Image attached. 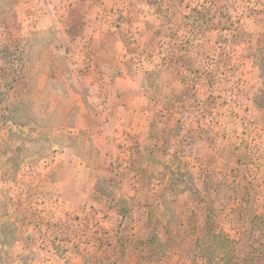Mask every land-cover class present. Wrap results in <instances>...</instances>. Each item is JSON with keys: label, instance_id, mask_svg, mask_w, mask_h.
Returning <instances> with one entry per match:
<instances>
[{"label": "rangeland", "instance_id": "obj_1", "mask_svg": "<svg viewBox=\"0 0 264 264\" xmlns=\"http://www.w3.org/2000/svg\"><path fill=\"white\" fill-rule=\"evenodd\" d=\"M0 264H264V0H0Z\"/></svg>", "mask_w": 264, "mask_h": 264}, {"label": "crops", "instance_id": "obj_2", "mask_svg": "<svg viewBox=\"0 0 264 264\" xmlns=\"http://www.w3.org/2000/svg\"><path fill=\"white\" fill-rule=\"evenodd\" d=\"M101 70V72H102V75L103 76H106L107 77V75L104 73V69H103V67H98V70ZM120 97V91H118L115 95H114V97H113V99H112V101H113V105H114V107H111L109 110H117L119 107H120V105H123V104H121V99L119 98Z\"/></svg>", "mask_w": 264, "mask_h": 264}]
</instances>
